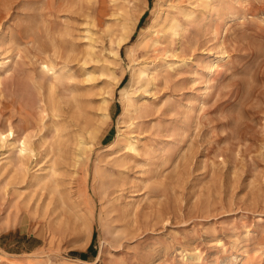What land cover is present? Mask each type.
Masks as SVG:
<instances>
[{
	"label": "rangeland",
	"instance_id": "1",
	"mask_svg": "<svg viewBox=\"0 0 264 264\" xmlns=\"http://www.w3.org/2000/svg\"><path fill=\"white\" fill-rule=\"evenodd\" d=\"M105 1L0 0V264H264V0Z\"/></svg>",
	"mask_w": 264,
	"mask_h": 264
},
{
	"label": "bare ground",
	"instance_id": "2",
	"mask_svg": "<svg viewBox=\"0 0 264 264\" xmlns=\"http://www.w3.org/2000/svg\"><path fill=\"white\" fill-rule=\"evenodd\" d=\"M107 1V0H106ZM105 1V2H106ZM103 2V1H102ZM144 2V1H143ZM142 3V2H140ZM74 4V3H73ZM79 4V3H78ZM174 7V6H173ZM175 8V7H174ZM184 10V9H183ZM142 8L140 5H137L135 3L133 4H129V6H124L123 8H121L119 10V12L117 13H114L113 16L115 18V23H116V26H118V34L116 36V45H117V49H120L122 48L125 44H127L131 38V35L132 33L134 32V29L138 23V20H139V17L140 15L142 14ZM157 11V10H156ZM75 12V11H74ZM77 13V12H76ZM165 14V13H164ZM187 16H191L192 15V12H189V13H186ZM197 14V13H195ZM87 15V14H86ZM85 15V16H86ZM89 17V16H87ZM177 17V16H175ZM82 18V17H81ZM87 19V18H86ZM93 21L95 22V19H93ZM180 22V21H179ZM175 18H172L169 20V22L167 23V25L165 26V30L163 29V33L164 34H167V32L169 33L170 32V35L172 36H180L181 34V31H182V26L181 24L179 23ZM69 29V28H68ZM144 29V28H143ZM66 30V29H65ZM68 31V30H67ZM70 31V30H69ZM68 31V32H69ZM157 31V30H156ZM154 31V32H156ZM108 32H113V34L115 33V30L113 29V27H108ZM61 35V34H60ZM67 35V34H66ZM88 39H89V45H88V48H87V56L88 57H91V59L93 60L94 59V41H95V38H94V34L93 32H91V30H88V35H87ZM132 39V38H131ZM144 39V34L141 33V36L139 38L138 41H143ZM138 43V42H136ZM136 43H133L131 47V50L130 52L132 53V48L133 46L136 44ZM104 45V44H103ZM99 46V45H98ZM107 48V47H106ZM57 52V51H56ZM58 54V53H57ZM103 54V53H102ZM114 54L115 56H119V51H114ZM176 57V56H175ZM107 58V57H106ZM115 59V58H114ZM191 60V59H190ZM66 61V60H65ZM177 61V60H176ZM135 61L133 60L131 63H132V77L136 78L137 80H140L141 78H143L144 76L147 75L148 73V64H146V62H137L134 63ZM179 62V61H178ZM182 65L185 64L186 60H182ZM54 63V62H53ZM99 63V61L97 62ZM170 63V61H169ZM172 63V62H171ZM187 63V62H186ZM57 64V63H56ZM173 64H176V63H173ZM55 65V64H54ZM64 65V64H63ZM111 65V64H110ZM180 65V63H179ZM66 66V65H65ZM68 66V65H67ZM84 66V65H83ZM87 66V65H85ZM172 66V65H171ZM82 67V66H81ZM98 67V66H97ZM213 67V66H212ZM57 68V67H56ZM67 68V67H66ZM87 68V67H86ZM100 68V67H99ZM106 68V67H105ZM175 68V67H174ZM107 69V68H106ZM43 70L46 72V73H50V72H53V74L55 75L56 78H58L60 76L59 73H57V71L55 70V67H53L52 65L50 66L49 64H44L43 65ZM101 71V70H100ZM88 72V71H87ZM114 73H111L110 75L113 76ZM149 74V73H148ZM94 75L93 72H89L88 73V80H90L92 78V76ZM102 75L104 76L105 75V72H102ZM102 76V77H103ZM110 76V77H111ZM116 76V75H115ZM105 77V76H104ZM109 77V78H110ZM113 78V77H112ZM111 78V79H112ZM108 79V78H107ZM98 81V80H97ZM53 83V82H52ZM68 83V81H67ZM120 83V82H119ZM117 82L114 83V85H116ZM124 84V83H123ZM119 85V84H118ZM50 86V84H49ZM51 86H53L51 84ZM121 86V85H120ZM42 87V86H41ZM40 87V88H41ZM111 87V86H110ZM112 88V87H111ZM69 89V88H68ZM91 91V89H90ZM49 92V91H48ZM115 92V91H114ZM148 92V91H147ZM146 92V93H147ZM120 93L121 95L125 98V99H128L129 96H130V91L128 89L127 86H122L120 87ZM41 95V94H40ZM109 96V95H108ZM77 97V96H76ZM75 97V98H76ZM103 98V96H102ZM45 99V98H44ZM72 100V99H71ZM75 100V99H74ZM146 100V99H145ZM40 101H42V99L40 98ZM103 105L107 106L106 104L108 103V100L107 99H103ZM131 105H127L124 107L123 109V112L121 113V117H124L126 115L129 114L130 112V107ZM101 109H104L103 107ZM108 110V109H106ZM99 112V110H98ZM59 113V112H58ZM98 116V115H97ZM47 117V116H46ZM103 117L105 118H108L109 115L108 114H103ZM132 118V117H131ZM44 123V121H43ZM129 124V123H128ZM76 126V124H75ZM47 127V126H46ZM44 129V128H43ZM62 131V130H61ZM83 132V131H82ZM89 133V135L93 138L96 136V131L95 130H89L87 131ZM119 135V133H118ZM125 135V134H124ZM10 136H12V138L15 137V131H13V129H10L8 134H5V133H1L0 134V141L5 144L6 141H7V138H9ZM130 136V135H129ZM131 137V136H130ZM79 149L80 150H84L86 149L87 147V143L85 142V139L83 138L82 135L79 136ZM44 141V140H43ZM45 142V141H44ZM18 144L15 145L14 143H11V150L13 149H17V153L19 155V157L21 159H27L28 157H32L34 156V150H33V147H32V144L30 142L29 139L27 138H23L22 140H19L17 142ZM125 146L126 148L130 149V150H133L135 152H137L139 150V147L137 145V142L131 138L125 140ZM36 152V151H35ZM82 153V152H81ZM83 154V153H82ZM80 157L81 155L78 154L76 159H75V162L76 164L79 163L80 161ZM37 158V157H36ZM55 163V162H54ZM52 164L50 165V168L49 170H46V171H42L40 173H37L33 176V180L34 181H37L38 179V184H43L47 179H50L51 177H53L56 173V167H55V164ZM7 165V164H6ZM57 166V165H56ZM29 182V181H28ZM13 186V185H12ZM50 205V204H49Z\"/></svg>",
	"mask_w": 264,
	"mask_h": 264
},
{
	"label": "trees",
	"instance_id": "3",
	"mask_svg": "<svg viewBox=\"0 0 264 264\" xmlns=\"http://www.w3.org/2000/svg\"><path fill=\"white\" fill-rule=\"evenodd\" d=\"M146 15H147V13L143 16L141 22L145 19ZM91 248H93V245L90 246V249H91Z\"/></svg>",
	"mask_w": 264,
	"mask_h": 264
}]
</instances>
